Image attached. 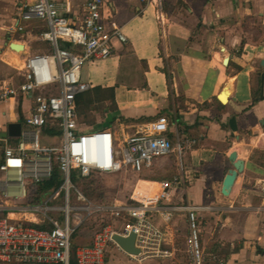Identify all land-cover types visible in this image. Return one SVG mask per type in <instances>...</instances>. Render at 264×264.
Here are the masks:
<instances>
[{"label":"crops","instance_id":"1","mask_svg":"<svg viewBox=\"0 0 264 264\" xmlns=\"http://www.w3.org/2000/svg\"><path fill=\"white\" fill-rule=\"evenodd\" d=\"M49 1L73 25L84 16L85 0ZM102 1L106 27L116 26L127 41L116 47L113 56L139 58L144 85L145 78L163 84L166 104L157 113L167 115L159 120L173 125L180 142H193L182 151L185 158H180L181 154L173 156L179 183L170 202L150 215L163 234L164 245L173 249L175 244L182 245L186 255L187 217L173 211L174 207H208L210 212L199 215L200 242L215 263L264 264V211L255 209L256 200L264 195V70L259 66L264 61V0H155L153 4L142 0ZM66 4L68 13L63 11ZM18 14V0H0V95L3 88L22 83L19 69L26 57L44 55L34 45L43 43L38 37L46 31V25L22 22ZM17 27L21 31H16ZM11 45L22 46V54L10 50ZM222 48L229 54L226 67L221 66ZM226 86L230 95L222 105L217 96ZM36 95L0 100V157L4 141L21 140L29 160L43 159L28 151L37 134L27 133L24 126ZM231 118L235 133L228 127ZM16 123L20 124V138H1L8 125ZM140 125L130 127L134 132ZM34 131L39 133L41 129ZM231 153H236L244 167L224 198L220 190L227 171L232 169L228 161ZM16 180L15 172L0 174V218L9 215L43 226L16 212L28 207L24 187L29 183L21 188ZM114 255L109 259L114 260Z\"/></svg>","mask_w":264,"mask_h":264},{"label":"built area","instance_id":"2","mask_svg":"<svg viewBox=\"0 0 264 264\" xmlns=\"http://www.w3.org/2000/svg\"><path fill=\"white\" fill-rule=\"evenodd\" d=\"M142 1L153 4L155 0ZM102 7V0H85L84 16L77 25H73L59 15L56 6L49 0H18L22 22L40 21L46 25V31L38 40L48 44L50 52L26 57L19 69L22 83L15 88H3L0 100L27 97L35 91L46 90L44 94L34 96L32 113L24 120V126L41 129L49 124L59 133L61 143L55 148H41L34 136L28 151L33 157L41 155L47 160L48 173L44 179L50 177L51 157L57 156L55 168L60 177L54 194L42 205L16 210L29 221L38 220L40 225H46L50 230L27 227L26 219L18 221L9 215L0 218L2 263L70 264L71 236L89 217L101 213L120 219L121 225L118 228H103L94 234L90 244L78 247L74 264H107L111 254L122 255L135 264L175 259V250L164 245L163 234L150 215L170 202L172 192L179 183V175L170 182L137 180L128 198L130 205L106 199L101 205L93 206L82 196L83 207L72 208L69 205L70 191H77L71 182L73 172L84 179L93 173L118 175L127 169L133 174H140L143 168L150 167L153 160L179 157L193 144L190 141L180 142L176 131L162 120L140 125L128 136L123 134V128L119 132L106 129L85 134L81 131L75 102L79 95L88 91V85L81 81L84 65L108 60L116 47L127 43L120 29L114 25L106 27ZM63 11L69 12L67 4ZM16 31H21V28L17 27ZM26 152L23 141H4L0 174L17 173L16 181L21 188L27 181L43 179L39 177L38 162L35 158L29 160ZM176 168L179 169V165ZM6 184L5 179L4 188ZM59 193L61 205L49 206ZM3 196H6L5 193ZM255 209L264 211V195L256 200ZM172 210L185 213L187 217L186 264H206V258L215 260L200 242L202 221L199 215L211 209L179 206ZM71 212H74L72 216ZM49 213L62 214L61 223L49 217ZM131 234L134 235V249L138 251L136 256L124 253L113 240L115 236L126 239Z\"/></svg>","mask_w":264,"mask_h":264},{"label":"rangeland","instance_id":"3","mask_svg":"<svg viewBox=\"0 0 264 264\" xmlns=\"http://www.w3.org/2000/svg\"><path fill=\"white\" fill-rule=\"evenodd\" d=\"M18 12V17L20 18L21 12L19 8ZM44 48H48V53L50 52L48 44H44ZM138 60L139 58L137 57L123 58L120 56H112L106 61L91 62L84 65L81 80L83 83L89 85L90 89L86 93L79 95L75 102L77 123L83 133H96L106 129L112 132H119L120 128H123V134L128 136L133 133L130 127L132 125L131 121L136 122L141 117L151 116L159 112V110L165 106L166 102L162 96L163 84H160V82H156L155 84L145 78L146 84L144 85ZM165 68L168 71L171 67L165 65ZM149 79H151V77H149ZM45 92L46 90H40L35 91L33 94H44ZM29 131L37 134L39 146L41 148H55L61 143L58 134L53 136L46 135L41 131L37 133L34 129L26 127V132L30 134L31 132ZM184 155L185 153L181 154L182 157L180 158H185ZM0 159H2V157H0ZM37 164L38 170L40 171L39 177L43 179L46 178L48 173L47 160L43 157ZM30 167H32V165H30ZM100 175L101 176L97 177V189H102L100 194L104 196L105 199H86V201L93 206L101 205L106 199H116L126 204L125 200H128L134 184L138 179H148V181L159 180L152 169L144 170L142 174H133L127 169L118 174L119 177L117 175ZM71 178L72 185L77 191H70L69 205L72 208L83 207L85 203L81 195L83 194L82 182L84 178L79 177L76 172L71 174ZM117 184H119L118 191L115 189ZM53 194L54 192L50 190L47 196H40V204L38 205H42L43 202L48 199L47 197H51ZM60 198V193L55 195L53 203L49 206L55 207L61 205L59 201ZM73 214L74 212L70 213L71 216ZM48 215L52 219H55L56 222L61 223L62 214L49 213ZM101 215L112 218L108 213L94 214L89 217L84 223H87L89 226L93 225L95 228L93 230H83L79 232L76 241L79 247L90 244L94 234L98 231V217ZM120 225L121 222L111 221L109 226L118 228ZM174 247L176 248H174V260L148 261L145 264H186L187 259L183 246L175 244ZM209 259L206 258V264H215V260ZM107 262V264H112V262H115L114 264H134L122 255H116L114 260L108 258ZM0 264L11 263L0 262Z\"/></svg>","mask_w":264,"mask_h":264},{"label":"trees","instance_id":"4","mask_svg":"<svg viewBox=\"0 0 264 264\" xmlns=\"http://www.w3.org/2000/svg\"><path fill=\"white\" fill-rule=\"evenodd\" d=\"M44 44L45 43H39V44L34 45L37 49L40 50V54H47L49 51L48 48H44ZM217 106L219 107V109H222V106H220L218 103H217ZM201 107L203 108V107H205V105H203ZM166 115H167V113L160 112V113H157L153 117L141 118V119L137 120L136 122L131 121V124L132 125H140V124H146L149 122H154V121L159 120L160 118H163ZM41 132H43L46 135H51V136L57 135V134L59 135V133L55 129H53L51 126H49V124H45L41 128ZM56 158H57V156H52L50 159L51 160V163H50L51 164V172H50V177L48 179H42L38 182H29L25 185L24 189H25L26 205H28V207H32V206H36V205L40 204L39 203L40 196H43V195L47 196V193L50 190H52L53 192L56 190V187H57L56 181L60 177L59 171L55 168ZM159 159H163V160H159ZM174 161H175V159L173 156L157 158V159L153 160L150 168H148V169L143 168L142 171L140 172V174H142L144 170L152 169L155 172V175H156V177H158L159 180H151V181L170 182L175 176ZM1 162H2V160L0 161V164H1ZM98 176H101V175L97 174V173H93L88 178L83 179V182H82V193H83L82 195L83 196L82 195L81 196L85 200L86 199L87 200L105 199V197L100 194L102 189L101 190L97 189V186H98L97 185V183H98L97 177ZM138 180H148V179H138ZM115 189H117V191L119 190V184H117L115 186ZM47 198H49V197H47ZM125 201H126V205L131 204L128 200H125ZM98 218H99L98 223H97L98 231L109 226L111 224V221L122 222V221H120V219L118 220V219H114V218H108L106 215H101ZM25 226L32 227L33 225L25 224ZM38 228L42 229V230H50V228L46 225L45 226L44 225L38 226ZM94 228H95V226H93V225L89 226L87 223H83L81 226H79L76 229L74 234L71 236L70 252H69L70 253V264H74L75 252H76L77 248L79 247L77 242H76L79 232H81L83 230H93Z\"/></svg>","mask_w":264,"mask_h":264},{"label":"water","instance_id":"5","mask_svg":"<svg viewBox=\"0 0 264 264\" xmlns=\"http://www.w3.org/2000/svg\"><path fill=\"white\" fill-rule=\"evenodd\" d=\"M9 48H10V50H12L13 52H15L19 55L22 54V50H23L22 46L11 45ZM221 51L223 54L221 66L226 67L227 62H228V58H229V54L224 48H222ZM259 66L261 69L264 70V61H260ZM262 80H263V77H261V81ZM229 95H230V87L226 86L221 91V93L217 96L218 102L222 105H225L227 103V99H228ZM228 127H229L230 132H232V133L236 132V124L234 122V118H231L228 121ZM1 138H3V139H6V138L18 139V138H20V124L16 123V124L8 125V127L6 129V133L3 134L1 136ZM262 149H264V143L262 144ZM228 161H229L232 169L227 171V173L223 179L222 185H221L220 194L224 198L228 197L230 190H231L238 174H240L243 171V167H244L243 162L241 160L237 159L236 153H231L228 157ZM113 240L116 243V245L124 253H126L128 255H134V256H136L138 254V251L134 249V235L133 234H131L126 239H122L120 237L115 236L113 238Z\"/></svg>","mask_w":264,"mask_h":264},{"label":"bare ground","instance_id":"6","mask_svg":"<svg viewBox=\"0 0 264 264\" xmlns=\"http://www.w3.org/2000/svg\"><path fill=\"white\" fill-rule=\"evenodd\" d=\"M229 91V90H228Z\"/></svg>","mask_w":264,"mask_h":264}]
</instances>
